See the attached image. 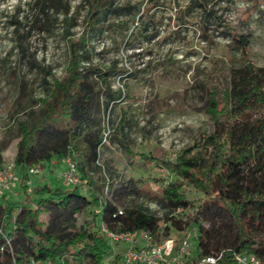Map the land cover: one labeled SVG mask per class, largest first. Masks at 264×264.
<instances>
[{
	"label": "trees",
	"instance_id": "1",
	"mask_svg": "<svg viewBox=\"0 0 264 264\" xmlns=\"http://www.w3.org/2000/svg\"><path fill=\"white\" fill-rule=\"evenodd\" d=\"M195 1L203 8L197 23L204 40L212 42L221 27L224 32L230 31L225 17L210 6L211 0ZM85 2L84 24L77 35L71 30L78 25L77 11L74 13L68 0H32L38 12L33 22L40 30L53 32L56 17L62 16L66 67L64 74L48 86L45 96L30 104L15 121L13 163L20 171L26 201L0 204V264H99L110 245L100 233L98 221L111 229L142 228L154 242L170 236L172 229L185 231L197 224L191 227L197 232L193 260L219 255V264H241L237 257L254 255L264 264V67L247 58L229 67L228 82L221 94L217 88L209 90L204 109L209 128L174 160L166 159V152L156 146L146 153L128 150L129 157L138 159L142 168L151 164L168 168L182 183L199 191L201 200L187 199L181 191L182 183L171 181L160 191L157 210L136 204L120 207L111 200H101L100 185L86 168L100 169L95 161L103 144L105 124L111 121L109 104L121 95L119 89L111 87V78L127 68L124 64L118 66L116 60L109 65L93 62L89 35L116 25L127 29L124 18H109H134V11L140 9L119 0ZM189 8H176L175 33L187 22ZM148 19L140 16L132 30H147L158 20L151 16ZM250 41V34L233 33L230 46L245 56ZM19 45L25 46L23 41ZM122 121L129 123L125 118ZM6 145V140L1 139L0 168ZM67 155L74 160L78 157L75 162L87 184L86 191L66 183L56 187L38 183L28 192L29 168L41 170L52 160ZM110 186L114 185L108 182L105 196L108 191L113 195L118 190L125 194L139 191L131 180L120 182L117 190L111 191ZM194 206V219L178 216ZM85 210L92 215L78 225L77 217Z\"/></svg>",
	"mask_w": 264,
	"mask_h": 264
},
{
	"label": "rangeland",
	"instance_id": "2",
	"mask_svg": "<svg viewBox=\"0 0 264 264\" xmlns=\"http://www.w3.org/2000/svg\"><path fill=\"white\" fill-rule=\"evenodd\" d=\"M68 1L74 13L77 11L78 25L71 30L78 35L84 24L87 3L85 0ZM119 2L131 3L140 9V12L134 11V18L130 15L109 18L115 21L124 18L127 29L116 25L89 35L93 62L109 65L116 60L118 66L124 64L127 71L111 78V87L119 89L121 95L109 104L108 117L112 122L105 124L103 144L95 161L100 169H86L100 185L97 187L101 200H111L120 207L136 204L157 210L160 191L171 181L182 183L181 178L162 165L142 168L138 159L129 157L128 150L146 153L156 146L166 152V159L174 160L209 128L204 113L209 90L217 88L221 94L228 82L229 67L239 65L245 58L264 67V0H211L210 6L225 17L230 31L219 28L209 43L199 32L197 22L203 8L195 0ZM185 5L190 6L187 22L175 33L176 8ZM35 15L38 12L32 0H0V140L7 142L2 166L13 163L17 142L15 121L30 104L45 96L48 86L64 74L66 67L67 45L62 35L65 28L62 16L56 17L53 32H45L33 22ZM143 15L147 21L149 16L158 20L147 30L139 27L133 31ZM233 33L250 34L245 56L231 48ZM19 41L25 46L21 47ZM75 160L78 163V157ZM64 168L63 159H54L37 173L29 174L28 192L38 183L64 186L61 177ZM12 172L15 178L11 190L0 191V204L18 205L26 201V193L21 190L20 171L14 167ZM123 180H131L139 189L138 193L125 194L118 190L115 195L108 191L105 196L108 182L114 185L110 186L112 191L119 189L118 184ZM181 191L194 202L203 197L186 182L182 183ZM196 210L194 206L178 216L192 220ZM91 215L88 210L83 211L77 217V224L86 223ZM193 226L197 224H192L189 230ZM182 234L183 231H170L176 241ZM192 236L190 259L193 260L196 230Z\"/></svg>",
	"mask_w": 264,
	"mask_h": 264
},
{
	"label": "built area",
	"instance_id": "3",
	"mask_svg": "<svg viewBox=\"0 0 264 264\" xmlns=\"http://www.w3.org/2000/svg\"><path fill=\"white\" fill-rule=\"evenodd\" d=\"M65 168L61 177L67 185H77L86 191L87 184L81 179L77 165L72 156L67 155L64 159ZM14 163L0 168V191L11 190L15 174L12 172ZM28 172H38L36 168H29ZM29 183V182H28ZM30 190V188H28ZM95 212H99L96 209ZM121 213V210H119ZM99 231L107 239L110 251L104 255L99 264H219V255H208L201 259L192 258V233L195 228L183 231L176 241L173 236L153 241V237L146 230L139 228L134 230L111 229L100 221ZM237 260L241 264H262L254 255L240 256ZM58 264H63L60 262Z\"/></svg>",
	"mask_w": 264,
	"mask_h": 264
}]
</instances>
